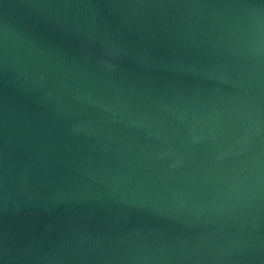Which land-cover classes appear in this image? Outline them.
I'll return each instance as SVG.
<instances>
[{
	"label": "water",
	"instance_id": "water-1",
	"mask_svg": "<svg viewBox=\"0 0 264 264\" xmlns=\"http://www.w3.org/2000/svg\"><path fill=\"white\" fill-rule=\"evenodd\" d=\"M0 264H264V0H0Z\"/></svg>",
	"mask_w": 264,
	"mask_h": 264
}]
</instances>
